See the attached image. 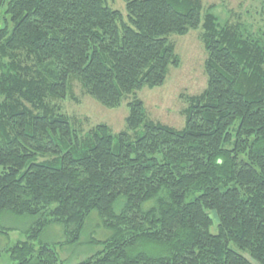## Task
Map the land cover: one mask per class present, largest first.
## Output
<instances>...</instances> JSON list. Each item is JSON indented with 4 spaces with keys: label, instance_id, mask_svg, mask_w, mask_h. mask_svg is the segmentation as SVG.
<instances>
[{
    "label": "trees",
    "instance_id": "1",
    "mask_svg": "<svg viewBox=\"0 0 264 264\" xmlns=\"http://www.w3.org/2000/svg\"><path fill=\"white\" fill-rule=\"evenodd\" d=\"M6 0L0 28V235L30 218L13 264H66L97 212L110 232L78 264H264V35L222 25L203 0ZM200 29L207 88L185 126L149 119L138 93L181 59L172 36ZM127 101L126 130L87 133L55 101L72 83ZM63 239L36 245L51 226ZM0 264H3L0 262Z\"/></svg>",
    "mask_w": 264,
    "mask_h": 264
},
{
    "label": "rangeland",
    "instance_id": "2",
    "mask_svg": "<svg viewBox=\"0 0 264 264\" xmlns=\"http://www.w3.org/2000/svg\"><path fill=\"white\" fill-rule=\"evenodd\" d=\"M0 0V28L3 26L4 3ZM112 8L126 13L122 0H109ZM205 10H210L220 23L226 26L246 28L256 37L264 35V0H203ZM177 54L181 59L178 68L171 67L167 81L162 87L145 88L138 93L144 102L150 120L168 125L175 129L185 126V111L190 98L201 95L207 88L205 62L207 53L202 41L200 29L192 30L186 36H172ZM70 118L74 127L85 134L98 125H107L113 134L126 130L129 108L127 101L115 109L107 108L85 94L81 85L74 81L65 100L55 101ZM30 218H18L6 215L2 221L5 234L0 235V262L13 264L8 249L27 239L26 231L31 225ZM110 232L103 227L97 212H93L86 221L81 242L78 245L57 247L60 259L66 264H78L102 250L99 246L86 244L91 238L104 240ZM63 239V228L58 225L49 227L35 244L53 245Z\"/></svg>",
    "mask_w": 264,
    "mask_h": 264
}]
</instances>
